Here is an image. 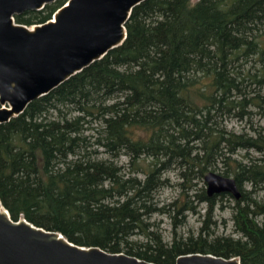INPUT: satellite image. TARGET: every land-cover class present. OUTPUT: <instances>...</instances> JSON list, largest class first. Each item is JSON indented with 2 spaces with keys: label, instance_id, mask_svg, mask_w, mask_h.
Masks as SVG:
<instances>
[{
  "label": "trees",
  "instance_id": "16d2710c",
  "mask_svg": "<svg viewBox=\"0 0 264 264\" xmlns=\"http://www.w3.org/2000/svg\"><path fill=\"white\" fill-rule=\"evenodd\" d=\"M66 1L15 22L44 23ZM125 27L121 45L0 124L1 203L13 220L156 264L188 253L264 264V133L222 126L225 117L264 118V0H144ZM238 150L260 157L232 159V168ZM220 160L238 199L192 180ZM174 167L183 182L162 200ZM218 204L231 209L236 235L202 234ZM200 205L201 232L177 235ZM155 215L172 221L170 240Z\"/></svg>",
  "mask_w": 264,
  "mask_h": 264
},
{
  "label": "water",
  "instance_id": "95a60500",
  "mask_svg": "<svg viewBox=\"0 0 264 264\" xmlns=\"http://www.w3.org/2000/svg\"><path fill=\"white\" fill-rule=\"evenodd\" d=\"M54 1L0 0V124L121 45L133 8L144 0H67L44 23L15 22V15L41 10ZM203 179L208 195L241 196L233 177L208 171ZM0 264L156 263L76 244L23 217L13 220L0 201ZM174 264H240V259L188 253L179 255Z\"/></svg>",
  "mask_w": 264,
  "mask_h": 264
},
{
  "label": "rangeland",
  "instance_id": "374dc122",
  "mask_svg": "<svg viewBox=\"0 0 264 264\" xmlns=\"http://www.w3.org/2000/svg\"><path fill=\"white\" fill-rule=\"evenodd\" d=\"M196 1V0H193ZM53 17V15H52ZM51 17V18H52ZM261 94H264V88L261 89ZM253 111L256 110L254 107H251ZM222 126L228 130L235 133H249L252 134V126L253 128H261L264 133V118L258 114H253L251 116V119L248 120L246 117L242 120L234 119L233 117H225L222 121ZM248 157H254L259 158L260 154L258 152H255L254 150H248V153L244 150H238L237 153L233 154L231 158L228 160V164L233 168L234 162H232V159L238 160V161H248L246 156ZM119 164L126 165L127 159L125 156H121V158L118 161ZM229 165L225 163L224 161H219L217 166L218 169L215 170H209L216 172L218 174L224 175V171L229 168ZM165 177L169 180L170 186L167 188H164V190L161 192L160 198L162 200L169 199L173 196H176L179 192V186L178 184L183 182L182 178L179 176V173L175 167L165 173ZM230 177H233L230 175ZM194 182H199V178L192 179ZM206 185V184H205ZM246 189L249 188L248 184H245L244 186ZM258 198L264 200V185L263 189H261L258 193ZM229 200V199H228ZM231 200V199H230ZM231 203V201H227V199H224L223 204L227 205ZM225 207L223 210L220 209V204H218V207L214 211V215L212 217V222L208 221L207 225L209 229H204L202 231V234L205 236L208 231L211 235H223V234H230V235H236L234 231V224L232 220V211L229 207ZM205 209V205H200L198 208L199 214H189L187 217V221L183 226H180L177 228L176 233L177 235H181L183 237L188 235H193L194 237H197V235L201 232V227L204 226L203 220L204 217L203 214ZM153 219L159 223L160 229L162 231V235L165 241L170 240L171 238V230H172V221H170L167 217L161 216V215H155Z\"/></svg>",
  "mask_w": 264,
  "mask_h": 264
},
{
  "label": "flooded vegetation",
  "instance_id": "af4514ba",
  "mask_svg": "<svg viewBox=\"0 0 264 264\" xmlns=\"http://www.w3.org/2000/svg\"><path fill=\"white\" fill-rule=\"evenodd\" d=\"M65 4V3H64ZM34 25V24H33Z\"/></svg>",
  "mask_w": 264,
  "mask_h": 264
}]
</instances>
